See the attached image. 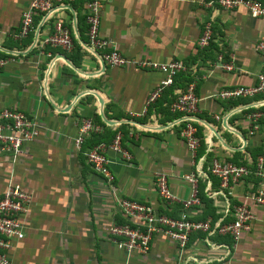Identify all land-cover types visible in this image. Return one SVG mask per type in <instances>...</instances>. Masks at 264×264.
Listing matches in <instances>:
<instances>
[{
  "label": "crops",
  "instance_id": "obj_1",
  "mask_svg": "<svg viewBox=\"0 0 264 264\" xmlns=\"http://www.w3.org/2000/svg\"><path fill=\"white\" fill-rule=\"evenodd\" d=\"M30 1L0 0V60L7 61L0 67V109L24 113L38 129L15 161L0 155V196L8 183H16L31 198L23 218L24 238L9 251L10 264H259L263 227L262 211L256 207H251L255 220L249 231L235 243L199 234L180 249L154 237L146 255H126L116 249L107 229L121 220L116 205L120 199L148 204L168 217L184 211L192 220L225 223L231 220L233 202L264 187V176L248 177L225 196L218 192L217 180L205 175L198 182L209 209L199 200L184 210L161 207L153 186V175L161 173L169 192L185 200L189 186L183 177L203 171L202 159L251 167L264 154V134L249 135L245 119L255 108L264 110V101L256 97L225 103L216 97L221 90L255 85L261 70L255 45L264 36V18L251 19L243 9L209 7L211 0H101L99 35L124 59L179 61L191 68L145 108L162 74L102 64L85 45L82 9L68 4L46 17L34 16L32 32L14 41ZM55 20L66 24L73 52L44 44ZM206 22L212 41L200 53L196 42ZM218 54L223 64L231 65L230 71L219 68ZM188 81L194 82L198 99L195 120L201 147L194 156L177 135L179 115L167 111ZM143 110L142 116H128ZM83 119H91L102 132L76 149L73 140ZM115 132L121 133V147L130 158L106 154L108 181L89 170L81 151L91 141L108 143Z\"/></svg>",
  "mask_w": 264,
  "mask_h": 264
},
{
  "label": "built area",
  "instance_id": "obj_2",
  "mask_svg": "<svg viewBox=\"0 0 264 264\" xmlns=\"http://www.w3.org/2000/svg\"><path fill=\"white\" fill-rule=\"evenodd\" d=\"M78 0H31L26 11L20 15L17 31L12 35L14 41L25 39L33 30L34 16H48L54 8L73 4ZM209 7L221 10L243 9L251 19L264 18V0H211ZM82 14L84 16L85 45L87 49L99 57L102 64L109 68H121L132 65L141 70H155L162 74L163 79L149 94L145 108L153 104L164 88L170 87L174 79L180 74L191 71L179 61H169L157 64L148 61L130 62L114 49L111 41L99 35V19L101 13V0H83ZM212 41L210 22H206L200 29L196 42L197 50L206 49ZM44 44L57 47L65 52L72 49V42L66 24L60 20L52 23V34L44 40ZM255 50L261 59V70L256 76V83L251 87H237L221 90L216 97L219 101L229 103L241 100H252L259 97L264 101V36L255 45ZM219 68L223 71L232 69L230 64L222 63V56L217 55ZM7 61L0 60V67ZM194 82H189L184 91L180 93L167 106L171 115H179L176 122L177 135L185 145L187 151L194 156L199 147L195 116L198 113V99L195 96ZM129 117H139L144 114ZM218 120L217 117L214 118ZM249 124V135L264 134V110L255 108L245 117ZM102 128L92 123L91 119H83L78 126L73 145L80 149L86 139L101 134ZM38 136L36 125L24 113L15 109H0V155L5 159L15 161L23 155L25 147ZM108 152L118 154L122 159L129 160L128 153L121 147V133L115 132L108 143H98L81 151V155L89 170L106 180H110L108 171ZM204 166L196 173L183 177L189 186V195L185 200L175 198L168 190L166 178L161 173L153 175L154 193L161 207L179 206L188 209L199 205L198 181L206 176L215 178L218 182V192L228 196L230 187L244 178H263L264 154L258 156L251 167L234 165L229 161L218 158L202 159ZM202 166V167H203ZM30 195L16 183H8L0 196V264H10L9 251L24 238L25 225L23 218L30 205ZM120 213L121 224L112 223L107 229L108 235L113 239L116 249L126 255L147 254L154 237H161L176 247L183 249L188 245L194 235L202 234L206 237H227L235 243L240 236L248 232L250 224L255 220L251 207L261 209L260 223L263 227V248L261 261L264 264V187L254 193L244 195L242 200L232 206L231 220L229 222H216L210 219L192 220L184 211L175 217H168L156 211L148 204H142L132 199H120L116 203Z\"/></svg>",
  "mask_w": 264,
  "mask_h": 264
},
{
  "label": "trees",
  "instance_id": "obj_3",
  "mask_svg": "<svg viewBox=\"0 0 264 264\" xmlns=\"http://www.w3.org/2000/svg\"><path fill=\"white\" fill-rule=\"evenodd\" d=\"M82 2H83V0H78L77 2H75L74 4H71V6H72V8L73 9H75V7H76V9L78 8V10H81L82 9V7H81V5H82ZM84 20V19H83ZM34 24L35 23H33V26H34ZM85 31H86V27H85ZM71 51H72V49H71ZM70 51V52H71ZM198 52H200V53H203L205 50H197ZM73 52V51H72ZM72 54V53H71ZM73 62H75L73 59H71ZM189 83V81L187 82V84ZM236 103H238V102H236ZM197 129V128H196ZM199 130L197 129V137H199ZM96 136H93V137H91V139L90 140H92V139H94ZM199 139V138H198ZM98 143H101V142H97V141H91V144L89 145V147H91V146H93V145H95V144H98ZM106 143V142H105ZM88 147V148H89ZM201 147V142L199 141V147H198V149ZM210 159V157H207L206 158V160H209ZM209 176V175H208ZM201 184H199V182H198V199L200 200V201H202V202H204V204H205V206H206V208L207 209H209V203H208V201H207V199L205 200V196L203 195V193H202V189H201ZM233 204H237L236 202H233ZM202 220H204V219H202ZM211 221H213L214 222V219L212 220L211 219ZM123 221L122 220H120L119 222H117V224H121Z\"/></svg>",
  "mask_w": 264,
  "mask_h": 264
}]
</instances>
